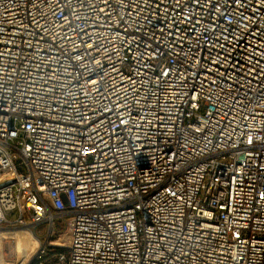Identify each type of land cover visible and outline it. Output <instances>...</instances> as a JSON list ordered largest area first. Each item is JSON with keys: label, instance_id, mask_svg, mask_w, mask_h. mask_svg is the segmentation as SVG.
Masks as SVG:
<instances>
[{"label": "built area", "instance_id": "1", "mask_svg": "<svg viewBox=\"0 0 264 264\" xmlns=\"http://www.w3.org/2000/svg\"><path fill=\"white\" fill-rule=\"evenodd\" d=\"M56 222L51 264H264V0H0V231Z\"/></svg>", "mask_w": 264, "mask_h": 264}, {"label": "rangeland", "instance_id": "2", "mask_svg": "<svg viewBox=\"0 0 264 264\" xmlns=\"http://www.w3.org/2000/svg\"><path fill=\"white\" fill-rule=\"evenodd\" d=\"M66 242L65 227L58 222L51 232L44 225L0 231V264H51L58 254L65 256Z\"/></svg>", "mask_w": 264, "mask_h": 264}, {"label": "bare ground", "instance_id": "3", "mask_svg": "<svg viewBox=\"0 0 264 264\" xmlns=\"http://www.w3.org/2000/svg\"><path fill=\"white\" fill-rule=\"evenodd\" d=\"M21 236H23L22 234H21ZM20 238V237H19ZM16 239H18V238H16ZM22 239V238H21ZM21 241V240H20ZM35 245L37 246V244L35 243Z\"/></svg>", "mask_w": 264, "mask_h": 264}]
</instances>
